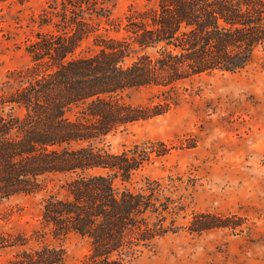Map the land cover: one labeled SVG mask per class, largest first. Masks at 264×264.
<instances>
[{"label": "trees", "instance_id": "trees-1", "mask_svg": "<svg viewBox=\"0 0 264 264\" xmlns=\"http://www.w3.org/2000/svg\"><path fill=\"white\" fill-rule=\"evenodd\" d=\"M43 1L38 26L50 28L24 39L29 63L0 81V201L46 190L52 176L59 188L31 233L0 227V248H16L1 264H64L69 234L88 245L74 264H130L182 229L239 226L236 215L190 205L193 177L142 173L169 152L163 141L119 152L100 143L166 112L179 83L250 65L264 50V0H156L119 19L106 0ZM143 86L162 89L161 101L130 102Z\"/></svg>", "mask_w": 264, "mask_h": 264}, {"label": "rangeland", "instance_id": "rangeland-1", "mask_svg": "<svg viewBox=\"0 0 264 264\" xmlns=\"http://www.w3.org/2000/svg\"><path fill=\"white\" fill-rule=\"evenodd\" d=\"M155 2L106 0L117 19L129 6L142 8ZM44 5L43 0H0V81L9 69L29 63L24 39L37 29L50 28L38 26ZM163 95L162 89L143 86L131 90L128 100L150 104ZM174 95L176 102L166 112L109 133L100 144L119 152L134 142L163 141L169 152L147 164L142 173L193 177L190 205L236 215L241 223L200 234L185 229L168 234L130 264H264V50L245 69L201 74L179 83ZM57 178H48L46 190L1 200L0 227L26 234L39 227L42 199L59 188ZM61 244L64 264L77 263L88 248L74 234ZM15 251L0 248V264Z\"/></svg>", "mask_w": 264, "mask_h": 264}]
</instances>
